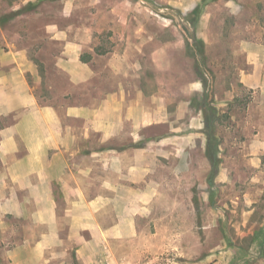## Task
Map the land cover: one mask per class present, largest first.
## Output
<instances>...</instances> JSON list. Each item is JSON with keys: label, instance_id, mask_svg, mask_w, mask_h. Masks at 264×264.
Wrapping results in <instances>:
<instances>
[{"label": "rangeland", "instance_id": "1", "mask_svg": "<svg viewBox=\"0 0 264 264\" xmlns=\"http://www.w3.org/2000/svg\"><path fill=\"white\" fill-rule=\"evenodd\" d=\"M197 6L193 27L189 21ZM191 34L202 42L206 68L214 73V105L221 116L209 136L214 165L206 155V133L179 135L177 143L170 136L164 146L170 152L179 148V155H158L147 183L124 191L132 195L130 207L98 217L102 227L119 219V229L103 235L71 231L61 197L57 230L44 221L49 216L35 214V204L0 198V264H264V245L252 244L264 223V86L240 82L251 70L243 48L264 45V0H0V48H29L42 77L37 95L64 124L68 105L96 106L112 89L111 79L148 80L147 107L153 106L151 93L165 92L170 106L192 97L197 109L193 103L200 94L176 91L179 82L198 79L187 48ZM68 42L81 44L87 56L91 48L95 53L82 87L56 65ZM114 51L117 56H111ZM189 119L187 114L179 121L181 132L192 129ZM158 137H152V147ZM10 185L0 175V196ZM82 240L84 259L77 253Z\"/></svg>", "mask_w": 264, "mask_h": 264}, {"label": "crops", "instance_id": "2", "mask_svg": "<svg viewBox=\"0 0 264 264\" xmlns=\"http://www.w3.org/2000/svg\"><path fill=\"white\" fill-rule=\"evenodd\" d=\"M243 50L251 70L242 73L240 82L248 87H263V62L259 59H264V45L256 43ZM91 51L92 56H87L81 44L68 42L56 63L59 71L77 87L87 84L91 77L93 70L88 62L95 57L93 48ZM113 55L117 53L114 51ZM69 59L75 68L68 65ZM111 69L120 71L113 62ZM41 83L38 65L28 47L0 48V175L11 183L9 193L1 194L0 198L35 204L39 207L35 214L49 216L44 221L50 222L52 230H57L58 197L67 203L64 212L70 217L71 231L95 229L103 235L105 231L119 229V219L113 226L102 227L98 217L119 215L121 207H130L132 203L127 200L132 195L124 191H132V184L147 183L158 155L162 158L170 153L179 155L177 147L174 152L166 149V139L176 136L172 143H177L179 135H205L202 112L199 107H192V97L170 106L165 92H153L150 94L153 106L147 107L144 86L148 80L144 78L111 79L112 89L106 90L92 108L82 101L68 105L65 112L68 124L63 123L55 108L41 102L37 95ZM176 91L185 96L201 95L203 86L197 78L183 80ZM216 94L214 91V99ZM220 104L216 103L218 107ZM187 114H190L187 127L192 129L181 132L179 121ZM154 135L159 137L152 147L149 142ZM55 185L59 190H54ZM123 198L126 203L122 204ZM255 231L252 244L257 241L260 247V243L264 245V223ZM85 242H77L78 255L83 254Z\"/></svg>", "mask_w": 264, "mask_h": 264}, {"label": "trees", "instance_id": "3", "mask_svg": "<svg viewBox=\"0 0 264 264\" xmlns=\"http://www.w3.org/2000/svg\"><path fill=\"white\" fill-rule=\"evenodd\" d=\"M199 8L198 6L193 8L191 14H194V18H192L189 23L194 27L196 18L198 16ZM193 37V42H187V48L191 53L192 57L195 58V70L198 75V79H200L203 91L200 95V99L195 101L193 104H197L199 109L202 112L203 116V131L207 134V141H206V155L211 164L214 165V146L211 142L210 135L213 133L215 126L217 125V121L221 117L218 114V110L214 105V88L213 84H211V80L214 76V73L210 71V69L206 68L205 62V54H204V46L202 42L197 40L194 34H191ZM202 65L203 70L200 68ZM196 100V99H195ZM1 125V124H0ZM262 163L264 164V154L261 158ZM214 167V166H213ZM215 168H213V172Z\"/></svg>", "mask_w": 264, "mask_h": 264}]
</instances>
